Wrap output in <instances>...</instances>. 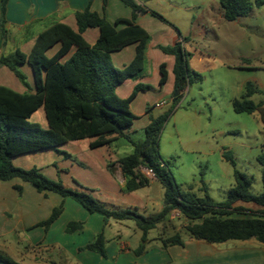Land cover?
Masks as SVG:
<instances>
[{
    "label": "trees",
    "instance_id": "trees-1",
    "mask_svg": "<svg viewBox=\"0 0 264 264\" xmlns=\"http://www.w3.org/2000/svg\"><path fill=\"white\" fill-rule=\"evenodd\" d=\"M132 9V18L140 7L135 0H121ZM223 17L235 20L246 16L252 10L248 0H218ZM256 5H263L264 0H255ZM6 0H1V20ZM106 4V0H103ZM152 15L165 20L154 10ZM77 31L65 23L56 22L42 30L36 37L29 53L16 49L9 54L0 55V64L8 67L20 82L28 87L25 75L18 66L27 64L33 77V92H17L0 85V181L18 178L29 182L38 191H53L62 198L70 197L90 213H98L104 221L132 220L141 232V242L133 250L136 256L146 251L148 234L167 219L172 211H178L188 220L185 229L189 237L207 243H223L228 240H247L254 238L264 245V150L257 160L261 165L262 189L254 194L250 191L251 178L236 168L233 170L234 184L222 201L213 200L206 192V184L201 179L203 196H196L190 191H182L175 181L167 164L159 152V137L162 127L171 110L151 116L144 129L142 140H133L125 133L131 126L135 115L130 110V103L142 87L137 86L132 93L121 98L116 88L128 78L136 77L143 68L144 46L147 33L137 27L123 32L108 29L106 20L89 7L75 12ZM99 28L100 36L93 43H88L82 33L88 28ZM171 46H160L165 53L174 56V89L180 94L172 97L177 101L191 82V75L200 80L201 75L188 67L189 53L182 41ZM56 45L59 49L49 56L47 52ZM134 45L133 59L122 68H117L111 61V54ZM70 54L68 57L67 55ZM160 85L167 81L165 63L159 65ZM257 92L251 82L245 84V92L240 100H235L233 109L237 113L259 111L264 122V103H255L250 96ZM39 109L44 112L47 128L29 119ZM95 137L91 147L109 144L117 137L125 138L133 151L121 157L119 164L125 177L124 189L134 191L147 184L148 179L137 172L139 166L150 169L153 177L162 185L163 203L161 209L153 214L144 215L131 208L107 206L97 200L87 188L71 189L61 181L47 178L38 168H22L13 163L17 156L54 149L67 141ZM225 158L234 166L229 153ZM14 188L21 193L20 185ZM191 189V185L189 186ZM253 202L263 209L253 211L235 202ZM62 204L53 207L49 217L37 225L46 230L59 216ZM233 213L246 216H233ZM81 221H71L65 230L73 232L81 229ZM160 247L171 245L183 246L184 239L175 232L167 237H156ZM107 239L101 232L95 238L79 248L89 250L101 256L106 255ZM0 261L7 264H21L12 258L0 254Z\"/></svg>",
    "mask_w": 264,
    "mask_h": 264
},
{
    "label": "crops",
    "instance_id": "crops-1",
    "mask_svg": "<svg viewBox=\"0 0 264 264\" xmlns=\"http://www.w3.org/2000/svg\"><path fill=\"white\" fill-rule=\"evenodd\" d=\"M135 1L143 9L136 10V16L133 19L132 9L121 0H106L105 5L103 0H6L1 20L0 0V55L12 53L16 49L29 53L37 35L56 22L65 23L77 31L74 14L87 7L105 18L108 29L123 32L137 27L144 30L147 33V40L144 46L143 68L136 77L126 79L116 88L117 95L126 98L137 86H142L130 103V110L135 115V119L131 126L125 130V133L133 140H142L144 129L150 117L154 116L150 111L151 107H161L156 104L163 101L160 99L166 93H170L171 98L173 95L176 96L175 93L173 94L174 56L165 53L160 46H171L175 42L181 41L183 35L173 21H167L165 18L163 20L152 15L150 11L154 10L153 8L143 4L142 0ZM164 2L171 7L175 6L170 0ZM100 33L101 30L94 27L86 29L82 35L88 43L93 44ZM186 40L182 41L183 47L187 43ZM58 49L59 45H56L47 54L52 56ZM134 54L135 47L130 45L112 53L111 61L115 67L122 68L130 63ZM161 63H165L167 70V81L164 85L159 83V65ZM19 67L23 69L22 72L24 71L25 76L31 77L26 81L28 87H25L8 67L1 64L0 85L20 93L33 92L31 68L27 64L19 65ZM255 88L258 92L259 88L256 86ZM188 91L187 86L182 94ZM178 94H180L179 91ZM253 95L250 96L251 100ZM40 113L44 115L43 110L39 109L31 118ZM136 122L139 123L138 128L143 130L141 139L133 137V133L137 131ZM95 139V137H90L67 141L54 149H44L17 156L13 159V163L26 169L34 166L50 177H57L56 172L60 171L66 175L67 180L87 181L89 186L83 188L91 189L92 195L107 206L131 208L141 213L142 209L145 210L152 203V199L148 195V191L144 196L139 192L148 188L149 183L157 179L149 175L147 168L139 166L137 172L148 179L147 184L134 191H126L124 189L125 177L119 159L130 154L133 151V146L125 138L117 137L109 144L91 147L90 143ZM120 150H124L125 154L120 155ZM67 158H76L86 166L81 168L78 164L76 170L64 172L62 167L69 165L74 168L76 166L75 162H72L73 160L68 161ZM56 161L65 166L58 168L54 165ZM51 166L54 168L51 169ZM66 168L68 169V167ZM115 178L119 183L116 184ZM14 185L21 186V193L14 188ZM60 204H62L61 213L46 230L43 226L37 225L49 217L53 207ZM234 206H241L253 211L263 209L253 202L237 201ZM236 216L246 215L237 214ZM71 221H81L82 228L67 232L65 228ZM106 228L111 230L110 235L105 236ZM101 232L107 239L105 256L89 250H79ZM131 232L135 235L132 242L128 240V237L132 235ZM11 234L16 235L17 239L14 236L11 239L3 238L0 240L1 249L15 250V247L19 248V242L24 240L27 243V246L23 248L24 251L41 252L46 251L49 247L61 251V254L62 251H68L64 257H60L59 263L61 262V264H264V245L254 238L228 240L241 241L242 243L218 246L228 241L207 243L189 237L188 241L184 240L183 246L171 245L162 249L159 242L149 247L150 238L148 236L146 251L136 256L133 250L141 242V232L140 234L135 232L124 220L109 219L105 222L102 215L88 212L72 198H62L53 191H38L29 182L18 178L0 181V237H11ZM69 254L72 257H68ZM20 263L52 264L54 259L40 256V253L28 254ZM0 264L6 263L0 261Z\"/></svg>",
    "mask_w": 264,
    "mask_h": 264
},
{
    "label": "rangeland",
    "instance_id": "rangeland-1",
    "mask_svg": "<svg viewBox=\"0 0 264 264\" xmlns=\"http://www.w3.org/2000/svg\"><path fill=\"white\" fill-rule=\"evenodd\" d=\"M142 1L167 21H173L183 37L188 38L184 47L189 53L188 67L201 75L200 80L191 75L189 91L183 93L177 101L171 98L170 93H166L160 99L165 101L163 106L151 107L150 111L154 116L171 110L159 137L162 160L184 192L190 191L196 196H203L202 179L206 184L207 194L215 201H222L234 184L233 170L236 168L251 178L250 191L259 193L262 189V178L257 157L264 150V122L259 111L237 113L233 109V103L241 99L244 84L248 81L259 88L252 100L255 103H264V4L256 5L255 0H248L252 6L248 15L226 20L218 0H170L174 7L164 2L166 0ZM19 70L22 72L23 69L19 67ZM30 79L26 75L25 80ZM29 120L47 128L45 117L41 113L35 114ZM138 125L136 122L137 131L133 133L135 139L143 137V130ZM225 153L230 154L234 166L225 158ZM119 154L124 155L125 151L120 150ZM67 160H73L76 166L72 168L61 165L58 161L54 165L58 168L65 166L62 167L64 172L76 170L78 164L81 168L86 166L76 158ZM42 173L47 178L61 181L71 189L80 190L81 187L89 186L87 181L67 180L66 175L60 171L56 172L57 177H50L43 171ZM114 180L116 184L119 183L118 179ZM146 191L152 203L145 210L142 209L141 213L153 214L162 206L164 189L157 180H153L139 194L144 196ZM124 222L140 234L132 220ZM187 223L188 220L178 211H172L163 223L149 232L148 246L159 242L156 237H167L175 232L188 241L189 235L185 229ZM105 232V236L111 234L109 228ZM131 234L128 237L130 242L135 238L133 232ZM11 235L0 237V240L11 239L14 236ZM14 237L17 239L16 235ZM233 243L242 242L228 241L218 246ZM18 246L15 250L0 248V254L20 263L25 255L40 253V256L54 259L52 264H61L60 257L68 253L62 251L61 254V251L53 247L41 251L42 253L24 251L23 248L27 246L24 240ZM68 257L72 256L69 254Z\"/></svg>",
    "mask_w": 264,
    "mask_h": 264
},
{
    "label": "built area",
    "instance_id": "built-area-1",
    "mask_svg": "<svg viewBox=\"0 0 264 264\" xmlns=\"http://www.w3.org/2000/svg\"><path fill=\"white\" fill-rule=\"evenodd\" d=\"M165 104V101H160L159 103L156 104V106H163ZM148 173L153 176V173L150 169H148Z\"/></svg>",
    "mask_w": 264,
    "mask_h": 264
},
{
    "label": "water",
    "instance_id": "water-1",
    "mask_svg": "<svg viewBox=\"0 0 264 264\" xmlns=\"http://www.w3.org/2000/svg\"><path fill=\"white\" fill-rule=\"evenodd\" d=\"M178 94V91H175V95H177Z\"/></svg>",
    "mask_w": 264,
    "mask_h": 264
}]
</instances>
